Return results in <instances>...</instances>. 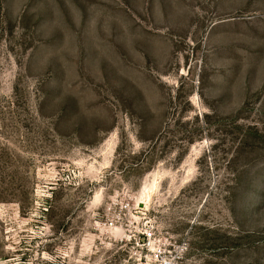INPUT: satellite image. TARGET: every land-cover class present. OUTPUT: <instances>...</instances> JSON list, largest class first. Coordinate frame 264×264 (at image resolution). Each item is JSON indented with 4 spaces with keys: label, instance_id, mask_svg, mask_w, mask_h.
Wrapping results in <instances>:
<instances>
[{
    "label": "rangeland",
    "instance_id": "1",
    "mask_svg": "<svg viewBox=\"0 0 264 264\" xmlns=\"http://www.w3.org/2000/svg\"><path fill=\"white\" fill-rule=\"evenodd\" d=\"M0 264H264V0H0Z\"/></svg>",
    "mask_w": 264,
    "mask_h": 264
},
{
    "label": "built area",
    "instance_id": "2",
    "mask_svg": "<svg viewBox=\"0 0 264 264\" xmlns=\"http://www.w3.org/2000/svg\"><path fill=\"white\" fill-rule=\"evenodd\" d=\"M145 236H146V239H147L148 242H151L152 241V239H153V233L146 232L145 233Z\"/></svg>",
    "mask_w": 264,
    "mask_h": 264
}]
</instances>
